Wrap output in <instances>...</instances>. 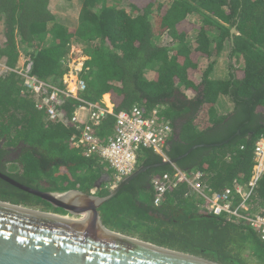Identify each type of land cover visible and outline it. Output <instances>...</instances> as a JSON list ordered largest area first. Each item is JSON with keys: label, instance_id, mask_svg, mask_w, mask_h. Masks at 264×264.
<instances>
[{"label": "trees", "instance_id": "1", "mask_svg": "<svg viewBox=\"0 0 264 264\" xmlns=\"http://www.w3.org/2000/svg\"><path fill=\"white\" fill-rule=\"evenodd\" d=\"M52 1L0 0V63L18 70L21 57L28 59L32 77L60 85L79 44L86 57L80 101L107 98L114 113L136 106L163 118L172 129L163 148L168 161L195 147L124 185L99 208L103 226L220 264H264V242L245 222L206 213L185 184L154 205L152 186L175 169L204 173L209 193L249 181L254 145L264 137V0H78L73 28L58 22ZM220 62L225 77L217 78ZM23 80L12 71L0 76V172L39 191L106 197L105 163L70 143L78 131L69 118L80 101L64 99L61 119L47 120L34 97L21 94ZM220 97L232 103L224 114ZM113 124L107 116L98 136L104 140ZM162 162L141 149L137 168ZM8 165L16 171L5 172ZM252 199V205L264 203V175ZM0 201L67 215L1 179Z\"/></svg>", "mask_w": 264, "mask_h": 264}, {"label": "built area", "instance_id": "2", "mask_svg": "<svg viewBox=\"0 0 264 264\" xmlns=\"http://www.w3.org/2000/svg\"><path fill=\"white\" fill-rule=\"evenodd\" d=\"M84 58H73L69 55L60 85L32 77L31 63L25 62L29 61L28 59L24 60L18 70H10L0 63V76L12 71L22 77L24 82L21 94L32 95L36 108L44 110L46 119L57 121L62 117L63 100H79L78 93L86 88L85 82L79 78L83 62L86 60ZM80 103L69 118V125L78 131V134L71 137L70 143L73 148L80 149L84 157H96L107 164L112 175L110 190L137 169L141 149H150L162 157L163 161H167L163 148L172 134V129L163 118L158 115H146L136 106L128 111L114 113L113 106L106 104L104 100L100 103ZM107 116L114 118V124L112 133L103 140L98 136L97 130ZM253 162L251 176L246 185L226 187L213 193L204 191V173L195 171L187 174L175 169L172 174L152 180L155 192L153 204L159 205L167 192L185 184L196 198L203 201L202 210L206 213L243 221L264 242V203L252 205V197L264 175V137L258 139L254 145Z\"/></svg>", "mask_w": 264, "mask_h": 264}, {"label": "water", "instance_id": "3", "mask_svg": "<svg viewBox=\"0 0 264 264\" xmlns=\"http://www.w3.org/2000/svg\"><path fill=\"white\" fill-rule=\"evenodd\" d=\"M178 159L137 168L106 197L79 190L39 191L0 172L1 180L67 213L58 215L0 201V264H220L111 231L101 222L99 208L124 185L149 169ZM99 184L100 180L96 187ZM81 218L84 220L79 222Z\"/></svg>", "mask_w": 264, "mask_h": 264}, {"label": "rangeland", "instance_id": "4", "mask_svg": "<svg viewBox=\"0 0 264 264\" xmlns=\"http://www.w3.org/2000/svg\"><path fill=\"white\" fill-rule=\"evenodd\" d=\"M80 9V2L78 0H53L50 4V10L51 12L57 17L58 22L63 24L67 27H75L77 24V17ZM191 22V23H190ZM189 22V25L193 27L195 20L191 19ZM0 31H1V24H0ZM0 41H1V35H0ZM73 58H81L83 57V52L81 46L78 44L72 48L70 54ZM86 58V57H85ZM84 58V59H85ZM204 62V61H203ZM202 62V63H203ZM201 65V63H200ZM220 68H222V63L219 64L218 72H221ZM2 72V69L0 68V73ZM215 77H225V73H216ZM227 106V104H226ZM16 166H7V173H13L16 171Z\"/></svg>", "mask_w": 264, "mask_h": 264}, {"label": "crops", "instance_id": "5", "mask_svg": "<svg viewBox=\"0 0 264 264\" xmlns=\"http://www.w3.org/2000/svg\"><path fill=\"white\" fill-rule=\"evenodd\" d=\"M23 64H24V58L21 57V59L19 61V66H22ZM217 73H221V72H217ZM102 100H104L106 104L111 105L109 99L103 98ZM226 104H227V106H226ZM217 108L219 110V113L224 114L227 111H230L231 110L232 103L226 97H220L219 100H218V103H217ZM104 166H105V169L108 170V173L110 175V176L107 177V179H111L112 175H111V173L109 171V168H108L107 164H104Z\"/></svg>", "mask_w": 264, "mask_h": 264}, {"label": "bare ground", "instance_id": "6", "mask_svg": "<svg viewBox=\"0 0 264 264\" xmlns=\"http://www.w3.org/2000/svg\"><path fill=\"white\" fill-rule=\"evenodd\" d=\"M83 218H84V217H83ZM83 218H81V220H79V222L83 221V220H84Z\"/></svg>", "mask_w": 264, "mask_h": 264}, {"label": "flooded vegetation", "instance_id": "7", "mask_svg": "<svg viewBox=\"0 0 264 264\" xmlns=\"http://www.w3.org/2000/svg\"><path fill=\"white\" fill-rule=\"evenodd\" d=\"M16 154V153H15ZM11 156L13 155L12 153L10 154ZM6 172V171H5ZM5 174V173H4ZM6 175H8V174H6Z\"/></svg>", "mask_w": 264, "mask_h": 264}]
</instances>
